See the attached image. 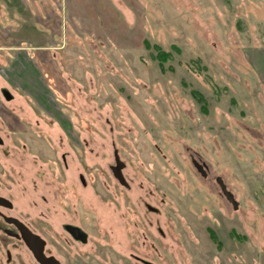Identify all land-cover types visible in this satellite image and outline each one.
<instances>
[{
  "label": "rangeland",
  "instance_id": "obj_1",
  "mask_svg": "<svg viewBox=\"0 0 264 264\" xmlns=\"http://www.w3.org/2000/svg\"><path fill=\"white\" fill-rule=\"evenodd\" d=\"M63 1L0 0V212L61 262L264 264V0ZM0 264L37 263L0 228Z\"/></svg>",
  "mask_w": 264,
  "mask_h": 264
},
{
  "label": "water",
  "instance_id": "obj_2",
  "mask_svg": "<svg viewBox=\"0 0 264 264\" xmlns=\"http://www.w3.org/2000/svg\"><path fill=\"white\" fill-rule=\"evenodd\" d=\"M0 94L5 101H11L13 98L12 94L6 88H1ZM114 162H115V165L111 167L114 178L121 185L127 187V184L121 173V169L123 168V163L119 160V157L116 152H114ZM195 166L196 168L200 170L199 165L195 164ZM79 178H80L81 183L84 184L83 177L80 176ZM224 193L226 194V196H228V198H230L228 193L226 192ZM0 206L7 208V209H10L12 207L11 203L3 197H0ZM147 209L151 212H156V210L154 208H151L150 206H147ZM7 221H12L15 224L17 230L19 231L21 241L26 246V248L30 251L33 258L36 260L38 264H59V262L55 260L54 258L45 256L43 252L44 241L42 238H40L37 234L32 233L21 222L17 221L16 219L10 218V219H7ZM63 229L72 235L75 234V237L82 239L83 241L85 233L80 228H77L71 225H64ZM140 261L142 262V264H152L149 261H145V260H140Z\"/></svg>",
  "mask_w": 264,
  "mask_h": 264
},
{
  "label": "crops",
  "instance_id": "obj_3",
  "mask_svg": "<svg viewBox=\"0 0 264 264\" xmlns=\"http://www.w3.org/2000/svg\"><path fill=\"white\" fill-rule=\"evenodd\" d=\"M102 0H64L62 2V4L64 5L63 8H65L64 13L68 16H70L69 22H72V24H76L78 25L77 28H79V17H77L76 15H74L73 10L76 11L77 15L81 16H89L91 14H94V12H96V9L100 7V3ZM98 2V3H97ZM108 5H111L110 0H108ZM35 6L36 3H35ZM97 7V8H96ZM93 8V11H91L90 9ZM36 12L38 11V7L35 8ZM73 9V10H72ZM98 11H100L99 9H97ZM31 14V13H30ZM32 15V14H31ZM22 23L24 24L25 22L22 21ZM28 23V27H29V34L28 35H24L23 38L25 37H29L31 38L33 41L37 39L38 36H41V38H49L51 37L50 34H52V29H50V27H45L44 28H39L38 26V22H27ZM62 28V27H61ZM64 31L65 32V26H63L62 30H60L57 33V38H61V32ZM23 42H27V41H23ZM30 43V42H29ZM35 45L33 42L30 43V47H38V46H32ZM54 46V45H53ZM33 51V49H32ZM65 53V52H63Z\"/></svg>",
  "mask_w": 264,
  "mask_h": 264
},
{
  "label": "flooded vegetation",
  "instance_id": "obj_4",
  "mask_svg": "<svg viewBox=\"0 0 264 264\" xmlns=\"http://www.w3.org/2000/svg\"><path fill=\"white\" fill-rule=\"evenodd\" d=\"M0 197H2V196H0ZM1 208H4V207H2V206H0ZM7 209V208H6ZM0 218H1V220L3 221L2 223H5V224H7L8 226H11L12 228H10V230L8 229V228H5V226H3V224L1 225L0 224V228L2 229V230H4L8 235H10V236H12V237H14L15 239H18V240H21L20 239V234H19V231L17 230V228H16V226H15V224L12 222V221H7V219H10L11 217H7V216H5L3 213H1L0 212ZM11 219H15V218H11ZM17 220V219H16ZM17 221H19V220H17ZM19 222H21V221H19ZM22 223V222H21ZM28 230H30L32 233H34L26 224H24V223H22ZM64 225H71V226H74V227H77V228H80L81 230H82V228L81 227H79L78 225H75V224H70V223H67V224H63L62 225V229H63V226ZM64 230V229H63ZM65 231V230H64ZM66 232V234L68 235V237H69V239L72 241V242H74L75 244H77V245H80V246H84L85 244H86V241H87V234L85 233V236H84V238H83V241H82V239H79V238H77V237H75V234L74 235H72V234H70V233H68L67 231H65ZM35 234V233H34ZM78 251V250H77ZM43 252H44V248H43ZM67 252V255H66V259L63 261V262H61V261H59L53 254H51V253H49V254H46L45 252H44V254H45V256H47V257H52V258H54L55 260H57L58 262H59V264H86V258L82 255H79V253H77V256H75V251H73V249L72 248H70V250H67L66 251ZM72 252H74L73 253V255H72ZM32 255V254H31ZM33 257V256H32ZM132 258L134 259V260H136L137 262H139V263H141L142 264V262L140 261V260H145V259H143V258H140V257H138V256H134V255H132ZM35 260V259H34ZM36 261V260H35ZM90 261V260H89ZM145 261H147V260H145ZM88 262V261H87ZM37 263V262H36ZM88 263H90V262H88ZM38 264V263H37Z\"/></svg>",
  "mask_w": 264,
  "mask_h": 264
}]
</instances>
